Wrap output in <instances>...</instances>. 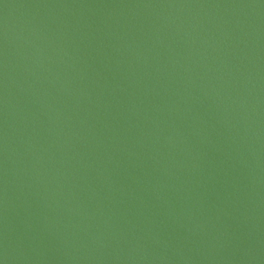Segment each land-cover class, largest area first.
Listing matches in <instances>:
<instances>
[{
	"label": "water",
	"instance_id": "95a60500",
	"mask_svg": "<svg viewBox=\"0 0 264 264\" xmlns=\"http://www.w3.org/2000/svg\"><path fill=\"white\" fill-rule=\"evenodd\" d=\"M0 264H264V0H0Z\"/></svg>",
	"mask_w": 264,
	"mask_h": 264
}]
</instances>
